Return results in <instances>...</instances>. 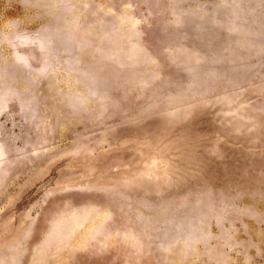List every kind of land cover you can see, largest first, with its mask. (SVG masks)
Here are the masks:
<instances>
[{
  "label": "rangeland",
  "instance_id": "374dc122",
  "mask_svg": "<svg viewBox=\"0 0 264 264\" xmlns=\"http://www.w3.org/2000/svg\"><path fill=\"white\" fill-rule=\"evenodd\" d=\"M0 264H264V0H0Z\"/></svg>",
  "mask_w": 264,
  "mask_h": 264
}]
</instances>
